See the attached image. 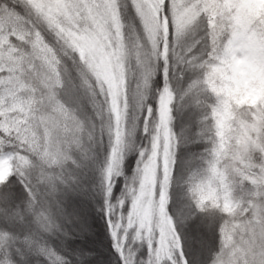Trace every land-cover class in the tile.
Segmentation results:
<instances>
[{
	"label": "snow or ice",
	"instance_id": "obj_1",
	"mask_svg": "<svg viewBox=\"0 0 264 264\" xmlns=\"http://www.w3.org/2000/svg\"><path fill=\"white\" fill-rule=\"evenodd\" d=\"M0 264H264V0H0Z\"/></svg>",
	"mask_w": 264,
	"mask_h": 264
},
{
	"label": "trees",
	"instance_id": "obj_2",
	"mask_svg": "<svg viewBox=\"0 0 264 264\" xmlns=\"http://www.w3.org/2000/svg\"><path fill=\"white\" fill-rule=\"evenodd\" d=\"M135 166V160L134 158H129V162H128V167L129 168H134ZM130 174V173H129ZM95 205H93V210H91V215L90 217L93 218L92 223H94V225L97 227V232L100 233L101 237L104 238L106 236L105 233V220L103 218H101V216L99 215V213L97 211H95ZM109 243L107 240H105V244ZM105 253L107 254L108 250L107 248L104 249Z\"/></svg>",
	"mask_w": 264,
	"mask_h": 264
},
{
	"label": "rangeland",
	"instance_id": "obj_3",
	"mask_svg": "<svg viewBox=\"0 0 264 264\" xmlns=\"http://www.w3.org/2000/svg\"><path fill=\"white\" fill-rule=\"evenodd\" d=\"M91 219L93 220V218H91V217H90V222H92V220H91ZM93 222H94V220H93ZM95 227H96V226H95ZM96 230H97V227H96Z\"/></svg>",
	"mask_w": 264,
	"mask_h": 264
}]
</instances>
